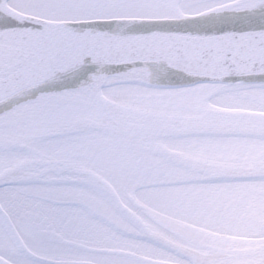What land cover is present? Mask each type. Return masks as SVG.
<instances>
[{"label":"snow or ice","instance_id":"1","mask_svg":"<svg viewBox=\"0 0 264 264\" xmlns=\"http://www.w3.org/2000/svg\"><path fill=\"white\" fill-rule=\"evenodd\" d=\"M0 264H264V0H0Z\"/></svg>","mask_w":264,"mask_h":264}]
</instances>
